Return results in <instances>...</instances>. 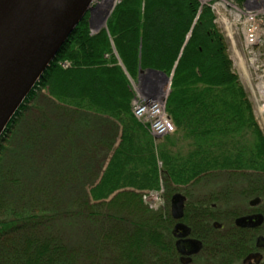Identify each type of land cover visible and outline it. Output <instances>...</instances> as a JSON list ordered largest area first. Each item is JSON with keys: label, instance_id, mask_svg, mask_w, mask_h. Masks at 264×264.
Segmentation results:
<instances>
[{"label": "trees", "instance_id": "trees-1", "mask_svg": "<svg viewBox=\"0 0 264 264\" xmlns=\"http://www.w3.org/2000/svg\"><path fill=\"white\" fill-rule=\"evenodd\" d=\"M139 70L171 76L159 144L132 114ZM40 89L52 106L11 133L27 139L11 163L6 135ZM161 188L189 200L192 264H242L254 236L211 222L227 231L239 198L264 203V135L210 8L120 0L106 30L82 19L0 138V264H181L170 215L143 201Z\"/></svg>", "mask_w": 264, "mask_h": 264}, {"label": "water", "instance_id": "water-1", "mask_svg": "<svg viewBox=\"0 0 264 264\" xmlns=\"http://www.w3.org/2000/svg\"><path fill=\"white\" fill-rule=\"evenodd\" d=\"M94 0H0V138L44 72L55 60L76 26L90 11ZM110 8V7H109ZM105 18L108 12L104 14ZM156 76L170 82L165 74L147 70L138 73V81ZM112 150L111 154L113 153ZM185 197L175 194L170 200L174 221L183 216ZM260 216L240 218L236 225L251 227L261 223ZM189 229L177 223L171 235L181 264L191 262L201 243L189 237ZM264 246V238L256 247ZM258 263L259 256L255 255Z\"/></svg>", "mask_w": 264, "mask_h": 264}, {"label": "rangeland", "instance_id": "rangeland-1", "mask_svg": "<svg viewBox=\"0 0 264 264\" xmlns=\"http://www.w3.org/2000/svg\"><path fill=\"white\" fill-rule=\"evenodd\" d=\"M197 1L200 3L201 6H207L208 8H210L214 16V24L225 39V43L227 45V53L229 59L232 62V70L237 76L241 86L243 87L252 105L256 122L264 135V92L263 94H260L257 91L258 85H264V0H245L242 3L238 2L237 0ZM119 2L120 0H116L115 6ZM101 3L102 0H95L91 8L96 9V7H98ZM92 9H90V11L85 15L87 16V21L89 24L90 35H94L101 30H106V22L109 18L108 15V17H106L105 20L102 22L104 11L108 10V7H106V9H103L104 11L102 10L99 15H96L94 17V20H91V15L95 14V11H92ZM96 11H99V8L96 9ZM251 37L252 39H250ZM252 40L253 42H251ZM63 64H67V67L69 66L67 62H60V66L62 68H67L63 67ZM129 81L132 90H134V95L135 92L141 90L142 86H145L141 80L139 82L132 80ZM162 86L163 88H165V83H162L161 87ZM47 96L48 95L45 90H38L36 92V97L26 105V110L20 114V117L16 120V123L12 126L10 134L6 135V139L8 140L5 139L6 143L4 142V146L6 148V152L8 153L6 154V157L8 160L11 161V163L13 161L10 159V157L14 158L17 155L16 153L11 152L13 150H18L19 148L22 150V148L27 145L25 144L27 141L26 138L20 139L16 137V135H14L13 141H11V133L16 134L19 131L21 132L22 128L24 127L23 125L25 124V121L31 115L37 114L38 107H43L46 105L52 106V103H50L46 98ZM48 109L51 110L50 108ZM153 140L156 144L164 142L161 139L155 140L153 138ZM21 144L23 146H20ZM111 152L107 157V160L111 156ZM4 163L6 162L4 161ZM220 179V182H222L223 177H220ZM220 182L216 183L220 184ZM209 187L210 185L207 186L205 189ZM201 191L205 192L203 188L201 189ZM178 194H181L185 197V207H187L189 201L187 197L183 195L182 192H178ZM161 197L162 200L158 199L156 201V210L160 208L164 209L171 216V198L166 201L163 197V194ZM173 222L174 226L175 223H179L180 221ZM173 226L171 228V232ZM193 257H191V262ZM191 262L188 264H192ZM262 264H264V259Z\"/></svg>", "mask_w": 264, "mask_h": 264}, {"label": "built area", "instance_id": "built-area-1", "mask_svg": "<svg viewBox=\"0 0 264 264\" xmlns=\"http://www.w3.org/2000/svg\"><path fill=\"white\" fill-rule=\"evenodd\" d=\"M62 66L67 67V64ZM144 85L141 90L136 92L131 103L133 116L147 125L150 134L154 137L159 138L172 133L174 127L165 111V92L153 80L147 81ZM159 194L155 192L143 195V201L150 209H156V201L160 199Z\"/></svg>", "mask_w": 264, "mask_h": 264}, {"label": "flooded vegetation", "instance_id": "flooded-vegetation-1", "mask_svg": "<svg viewBox=\"0 0 264 264\" xmlns=\"http://www.w3.org/2000/svg\"><path fill=\"white\" fill-rule=\"evenodd\" d=\"M238 201L242 202L241 206H234L232 208H229V210L234 211V216L231 220H229V230H224L223 221L221 219H217L211 222V228L214 232H250L254 236V242H253V248L248 251V253L243 257L241 260L242 264H261L264 259V246L258 248L256 247L257 239L259 237L264 238V203L263 198L258 196H251L247 198H239ZM185 202L183 206V216L179 223L182 222L183 225L187 227V225L183 222L184 220V212H185ZM211 209H216L215 205H211ZM250 216H260L262 218L261 223L258 225L251 227H242L236 225V221L240 218L244 217H250ZM171 217V216H170ZM177 223H175L176 225ZM174 225V226H175ZM173 226V228H174ZM188 228V227H187ZM189 229V228H188ZM190 232V229H189ZM199 241V240H198ZM201 243V242H200ZM202 243L200 247V251L202 250ZM200 251L197 253V255L200 253ZM259 256L258 263H255L256 256Z\"/></svg>", "mask_w": 264, "mask_h": 264}, {"label": "bare ground", "instance_id": "bare-ground-1", "mask_svg": "<svg viewBox=\"0 0 264 264\" xmlns=\"http://www.w3.org/2000/svg\"><path fill=\"white\" fill-rule=\"evenodd\" d=\"M116 0H102V3L99 5L100 10L106 9V7H112L115 4ZM104 11V10H103ZM264 85H258L257 91L260 94H263L264 92Z\"/></svg>", "mask_w": 264, "mask_h": 264}]
</instances>
